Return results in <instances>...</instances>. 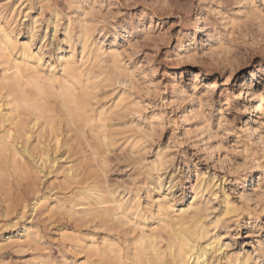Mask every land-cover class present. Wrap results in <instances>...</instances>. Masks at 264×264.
<instances>
[{"label":"rangeland","instance_id":"rangeland-1","mask_svg":"<svg viewBox=\"0 0 264 264\" xmlns=\"http://www.w3.org/2000/svg\"><path fill=\"white\" fill-rule=\"evenodd\" d=\"M0 23L46 68L58 70L72 53L80 60L86 31L93 47L117 52L122 68L119 77L105 62L92 69L90 104L105 120L99 134L84 129L83 138L61 118L57 149L55 133L41 134L54 168L46 164L35 179L22 163L0 159V264L84 262L76 235L100 242L106 230L56 202H82L78 190L94 181L144 213L158 194L174 200V212L193 203L208 229L199 246L219 241L217 264L231 255L264 264V0H0ZM69 165L82 173L77 182L56 176ZM36 197L43 200L31 212ZM27 231L36 238L25 242Z\"/></svg>","mask_w":264,"mask_h":264},{"label":"bare ground","instance_id":"bare-ground-1","mask_svg":"<svg viewBox=\"0 0 264 264\" xmlns=\"http://www.w3.org/2000/svg\"><path fill=\"white\" fill-rule=\"evenodd\" d=\"M10 25L0 23V159H6L14 166L22 163L27 172L37 179L46 164L54 168L58 163L56 158L50 159L48 153L39 147L42 144L41 134L46 131L55 133L53 143L57 149L60 139L53 127L57 118L65 123L67 131L80 132L83 138L84 129L97 133L100 123L105 120L103 114L96 113L90 104V98L94 96L92 91L96 89L92 83L95 78L92 69L95 64L105 62L119 77L122 68L118 64L117 52H104L93 47L87 31L79 37L80 60L72 53L59 58L58 70L54 65L46 68L42 58L29 45L14 38ZM209 86L216 88L212 83ZM252 97L251 90H247L246 101ZM35 132L36 144L31 148L24 146L20 151L18 143H28ZM106 134L101 133L104 140L108 139ZM37 147L41 153L33 157L29 153ZM22 154L28 155L33 165L26 166ZM93 154L97 152L93 151ZM3 170H0V177L1 173L5 174ZM58 174L69 183L77 182L82 176L71 165L57 171L56 176ZM106 186L94 181L78 190L76 198L82 202L74 203L73 199L67 203L56 202L67 215H82L86 222L97 220L106 230L107 236L100 242L90 236L76 235V241L86 252V260L80 264H217L219 241L199 246L206 239L208 229L197 205L192 203L187 209L174 212V200L158 194L148 198L150 209L144 213L137 200H121L116 195V189ZM42 200L34 198L30 211H36ZM55 206L47 212L57 209ZM79 206L82 209H77ZM21 208L25 210L27 205ZM231 212L233 210L228 206L226 213ZM148 221L150 223H145ZM35 236L36 232L27 231L24 241H31ZM248 260V257L231 255L225 257L221 264H247ZM37 264L51 263L40 261Z\"/></svg>","mask_w":264,"mask_h":264}]
</instances>
